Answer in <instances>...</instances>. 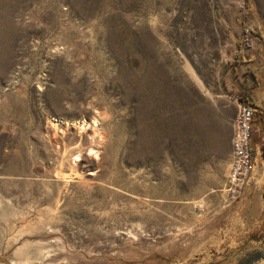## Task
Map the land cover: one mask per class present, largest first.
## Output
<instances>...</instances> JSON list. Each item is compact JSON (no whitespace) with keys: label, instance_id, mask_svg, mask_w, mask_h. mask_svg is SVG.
<instances>
[{"label":"rangeland","instance_id":"obj_1","mask_svg":"<svg viewBox=\"0 0 264 264\" xmlns=\"http://www.w3.org/2000/svg\"><path fill=\"white\" fill-rule=\"evenodd\" d=\"M0 264H264V0H0Z\"/></svg>","mask_w":264,"mask_h":264},{"label":"built area","instance_id":"obj_2","mask_svg":"<svg viewBox=\"0 0 264 264\" xmlns=\"http://www.w3.org/2000/svg\"><path fill=\"white\" fill-rule=\"evenodd\" d=\"M236 113L231 125L230 170L225 187L228 204L238 200L254 166V117L256 108L241 97L234 98Z\"/></svg>","mask_w":264,"mask_h":264},{"label":"bare ground","instance_id":"obj_3","mask_svg":"<svg viewBox=\"0 0 264 264\" xmlns=\"http://www.w3.org/2000/svg\"><path fill=\"white\" fill-rule=\"evenodd\" d=\"M99 119V118H98ZM100 120V119H99ZM98 120H97V117H96V119L94 120V124H95V128H93V129H95V131H94V133H92V136L93 137H96V136H100V138L102 137L103 138V133H102V131H101V128H100V126L97 124L98 122H97ZM85 122V121H84ZM81 123V125L82 126H87L88 124L87 123ZM101 122V121H100ZM57 123V122H56ZM59 123V122H58ZM53 124V123H52ZM68 124V123H67ZM78 124H80V122L78 123ZM90 124H92V123H90ZM76 127V126H75ZM55 128V127H54ZM53 128V129H54ZM66 128V127H65ZM77 128V127H76ZM88 130V129H87ZM91 135V134H90ZM106 136V135H105ZM81 138V137H80ZM101 138V139H102ZM91 139V138H90ZM93 140H94V138H93ZM99 140V139H98ZM103 140V139H102ZM94 142V141H93ZM98 142V141H97ZM95 144V143H94ZM100 146H101V142H100V144H99ZM94 146V145H93ZM98 148V147H97ZM96 148V149H97ZM95 148H93L92 146H91V148H90V151L92 152V150H94ZM100 151V150H99ZM94 152H96V151H94ZM81 153V152H80ZM97 153V152H96ZM76 155V154H75ZM79 156H80V154L79 155H77L76 157L77 158H79ZM98 158V157H97ZM66 159V158H65ZM78 160V159H77ZM76 160V161H77ZM80 164L81 163H78V162H76V164H75V166L78 168V166H80ZM85 166V165H84ZM78 173V172H77ZM66 175V174H65Z\"/></svg>","mask_w":264,"mask_h":264},{"label":"trees","instance_id":"obj_4","mask_svg":"<svg viewBox=\"0 0 264 264\" xmlns=\"http://www.w3.org/2000/svg\"><path fill=\"white\" fill-rule=\"evenodd\" d=\"M241 98H243V99H245V100H248L255 108H256V113L258 112V107H256L251 101H250V98L247 96H243V97H241Z\"/></svg>","mask_w":264,"mask_h":264},{"label":"crops","instance_id":"obj_5","mask_svg":"<svg viewBox=\"0 0 264 264\" xmlns=\"http://www.w3.org/2000/svg\"><path fill=\"white\" fill-rule=\"evenodd\" d=\"M230 153H231V128H230V137H229V159H230Z\"/></svg>","mask_w":264,"mask_h":264}]
</instances>
